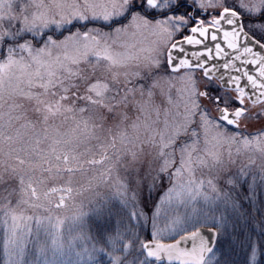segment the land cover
Returning <instances> with one entry per match:
<instances>
[{
    "label": "snow or ice",
    "instance_id": "obj_1",
    "mask_svg": "<svg viewBox=\"0 0 264 264\" xmlns=\"http://www.w3.org/2000/svg\"><path fill=\"white\" fill-rule=\"evenodd\" d=\"M18 98L42 128L14 127ZM246 98L264 103V0H0V182L19 192L0 264H264V112Z\"/></svg>",
    "mask_w": 264,
    "mask_h": 264
},
{
    "label": "rangeland",
    "instance_id": "obj_2",
    "mask_svg": "<svg viewBox=\"0 0 264 264\" xmlns=\"http://www.w3.org/2000/svg\"><path fill=\"white\" fill-rule=\"evenodd\" d=\"M142 39H143L144 46H147V44L152 39H154V37L146 35ZM181 71H183V69H181ZM122 79H123V77H121V80ZM173 83L175 84V87L171 88L170 94H171L173 102H176L178 100L176 88H179L181 85H180L179 81H173ZM21 87H25L26 88L25 85H22ZM116 87H120L121 89H123V85L122 84L121 85H116ZM33 90L36 91V92H40L41 91V89H39V88H35ZM153 91H154V106H158L159 107L160 113H161L160 119L163 120L165 109H170L171 111H175V108L173 107V105H170L167 102V94L169 92L168 83L166 81H164V80H161L159 87L153 89ZM231 94L235 95L234 92L231 93ZM139 98H140L139 97V93H137V99H139ZM17 103H20L22 105V107L20 109H18L17 112L14 113V114H24V115H23L22 119H20L19 121H15L14 122V127L15 128H20L21 125L26 124L28 121L35 122L37 130H39L40 128L43 127L42 122H41L40 114H38L35 111H33V109L35 107L34 102L18 98L17 99ZM245 107L251 108L253 113L264 112V103L257 104L256 106L253 107L251 105V103L248 101V99H245ZM152 118L155 119V112L154 111L152 112ZM62 121H63V117L57 116L54 119H50L49 120V124H54V125H58L59 126V125H61ZM70 124H71L70 120L68 122L64 123L62 128H61V130L62 131L65 130ZM262 124H264V118H262L260 121H257L254 125H250L249 126V130H253L255 127H259ZM21 131L31 134V129L30 128H28V129H23L22 128ZM93 144H95V142H93ZM42 146H44V145H42ZM222 151H224V154L226 156L227 155V145L224 146ZM176 159H177V163H178L179 162V153H177ZM243 161H244L243 157L238 158L237 159V165H239ZM84 167L88 168L89 166L85 165ZM234 170L235 169H233V171ZM204 172L207 173V170L205 169ZM87 175L91 176L92 172L89 171L87 173ZM196 176L198 178L201 176V171L200 170H197ZM66 179H67L66 175L64 176L63 179H59V178L58 179H49V180L46 181V184H45L44 188H51L54 185H62V184L65 183ZM73 179H74V185L73 186L75 187V186H78V184L83 183L86 178L84 176H82L80 173H77L76 176ZM9 186H11L12 188H17V191L15 193H13V195L11 196L13 204H15L16 200L19 198L18 186L15 185L11 181L5 180L3 182H0V203L3 202V197L8 194L5 191V189L9 188ZM41 190L42 189H40L38 187V191H41ZM101 191L104 192V191H107V190L106 189H101ZM160 194L161 193L159 191H157L156 193H154V196L158 197ZM58 197H59V194H53L50 197V199L53 201V203H55V202L58 201ZM84 199H85L84 197H80V196L76 197V201L77 202H79L81 200H84ZM42 202H44V201H42ZM74 210L75 209L73 207V202L71 200H66V207L63 208V209L56 210L55 214H58L61 217L69 218V217H71L73 215ZM28 211H29L30 214L31 213H35V214H39V215H47V213H45L43 211V209H40V208L29 209ZM158 223H159L160 227H162V228L165 227V222H164L163 218H161L158 221ZM70 225H71V221L66 219L65 220V225H64L65 233H67V230L70 227ZM163 242L168 243V242H171V241L169 239L165 238ZM163 264H166V263H163Z\"/></svg>",
    "mask_w": 264,
    "mask_h": 264
},
{
    "label": "water",
    "instance_id": "obj_3",
    "mask_svg": "<svg viewBox=\"0 0 264 264\" xmlns=\"http://www.w3.org/2000/svg\"><path fill=\"white\" fill-rule=\"evenodd\" d=\"M206 43H209V46H212L210 41H206ZM222 47H224L226 51H230V50L227 49L226 45H223L222 44ZM185 48L188 49L189 54H190L191 51L202 50L203 49V45H195V46H193V45H187V44H185ZM214 54L215 53L213 52V55ZM216 62L217 61H212V63H216ZM219 62L222 63L223 61H219ZM250 70H251V67H250ZM220 72L223 73L224 72V69H220ZM242 83H243V81H242ZM163 263H166V261H162L161 262V264H163Z\"/></svg>",
    "mask_w": 264,
    "mask_h": 264
}]
</instances>
